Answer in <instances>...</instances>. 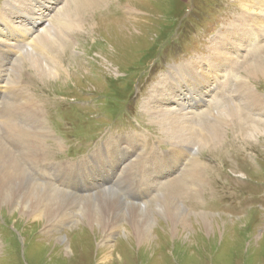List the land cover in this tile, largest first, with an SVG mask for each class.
<instances>
[{
    "label": "rangeland",
    "instance_id": "1",
    "mask_svg": "<svg viewBox=\"0 0 264 264\" xmlns=\"http://www.w3.org/2000/svg\"><path fill=\"white\" fill-rule=\"evenodd\" d=\"M91 1H96L94 7L85 10V6H80L84 10L76 12L72 9L79 0H58L54 4L51 0H27V8L20 7L32 17L51 13L48 17L59 25L52 32V40V35L46 38L45 34L31 30L32 39L43 38L44 48L33 42V46L28 45L30 50L21 45L26 53L20 52L11 40L10 49H15V53L8 52L10 57H3V62L10 58L7 70L19 91H24L25 98L20 101L19 97L18 103L27 105L31 98V106L37 105L42 111L44 122L39 125L46 127L49 134L43 140L41 162H33L32 154L18 153L14 137L9 141V152L16 161L19 158L30 178L41 186L51 184L79 198L82 209L80 218L70 228L54 223L55 229L48 232L44 224L2 208L0 264H264V112L250 107L245 96L250 89L264 101V77L249 72L256 65H264V27L260 34L253 32L260 41L251 48L248 42L232 38L237 32L241 37L243 31L253 28L238 22L232 37H226L227 51L232 57L223 58L225 72L213 68L219 52L215 50L216 36L225 35L236 19L246 18L249 13L262 19L263 14L259 10H243L244 2L240 0H89L83 4ZM10 2L13 0H0V11L13 13L15 18L20 12L14 13L15 6L9 9ZM48 2L51 11L39 7V3ZM24 20L22 25L15 23L21 32L22 28L29 30V20ZM65 22L68 26L63 25ZM261 23L264 20L252 25L258 27ZM2 24L6 25L0 23V32ZM2 41L0 38V44H4ZM37 61L45 64L53 76L47 71L37 72V66H33ZM188 63L197 64V73L209 77L205 86L196 83L197 75L182 71ZM3 65L0 63V68ZM147 71L151 75L143 77ZM158 83L176 89L167 101L161 100V106L173 111L178 107L177 93L191 105L186 106L188 112H197L213 95L218 102L220 99L219 106L213 105L207 113H201L202 119L195 118L202 140L194 145L185 166L174 167L175 157L182 153L174 151L187 144H175L180 141L167 133L163 121L144 109ZM125 85L132 93L123 97L120 90ZM17 94L10 92L8 100ZM35 94L38 99L33 98ZM218 95H223L222 99ZM203 97L205 102L200 104ZM81 114L91 116L92 120L82 118ZM17 125L29 134L33 130L31 134L38 132L39 125L35 126L31 117H22ZM209 129L217 137L207 141ZM110 144L119 151L118 155L115 151L116 166L122 157L128 156L125 172L119 175L115 173L118 168L94 171L110 158V148L105 149ZM189 153L181 159H187ZM72 163L77 166L75 171ZM191 163L199 171L201 181L184 190L189 185L184 184L183 176ZM60 164L65 169L56 175L53 166ZM168 166L173 171L169 172ZM118 182L120 188H106ZM97 189L99 193L93 195ZM109 191L124 207L148 211L158 219L165 200L172 198L188 211L192 235L184 233L183 239L174 240L168 233L167 219L150 225L153 238L144 243L123 237L125 220L120 230L107 233L105 239L100 232L85 231L81 220L84 204ZM142 194L146 198L140 196L138 201L137 196ZM201 217L220 223L219 227L212 225L207 231Z\"/></svg>",
    "mask_w": 264,
    "mask_h": 264
},
{
    "label": "bare ground",
    "instance_id": "2",
    "mask_svg": "<svg viewBox=\"0 0 264 264\" xmlns=\"http://www.w3.org/2000/svg\"><path fill=\"white\" fill-rule=\"evenodd\" d=\"M25 1H27V0H13V3L10 2L9 6L7 4L9 9L15 6L16 10L14 13H17V10H19L20 15H16L15 18H13V16H12L13 13L6 12V10L0 11V23L6 24V25L2 24L3 30H1V32H0V38L3 39L2 42L5 44V45L0 44V63L4 64L3 68H0V210L2 208H7V210L11 211V213H17L19 215V217L20 216L25 217V218L29 219L30 221H34V222H37L40 224H44L46 226V228L48 229V232H50L53 229H55V227H56V226L54 227V223L66 224L70 228V225L72 223H74L77 220V218H80L79 212L82 209L80 206L82 201H80L79 198H77L75 196H71V195L65 193L64 191L56 188L54 185L44 184L45 186H41L36 180H33L32 178H30L27 175L28 171L25 170V168L18 162L19 158L16 161L13 154H11L9 152V149L11 148V147L10 148L8 147V145L10 144L9 141H11L12 139L15 138V139H17V141L16 140L14 141L16 144L15 149H18V151H19L18 153H21L22 156H28L29 154H32L33 155V160H32L33 162H36V163L41 162L42 161V154L45 151L43 140L45 138L49 137V134L46 130V127L44 128L43 126L39 125L41 122H44L42 111L39 109V107L37 105L31 106L32 105L31 98H28V100L26 102L27 105H21L18 103V98L20 97V101H21L22 97H24V91L22 89H20V91H19L18 86L16 87V82H15L16 80L15 81L12 80V75L10 76V74H9L10 72H8V70H7L6 62L9 63L10 58H7L6 62H3V57L4 56L10 57L8 52H12L14 54L15 53L14 50L16 48L20 52L25 51V53H26V49L21 48L20 47L21 45H27L25 47L28 50H30V47H28V45L30 44V46H33V42H34V44H36V46H38L40 48L45 47L44 43H43V38H42V40H39V41L32 39L34 37L33 36L34 34L31 33V30L36 31L35 33H37L38 35L45 34V36L47 38L53 34L52 33L53 30H55V27L59 25V24H56V20H53V19L51 20L50 17H48V14H51V13L46 12V14H43V15L38 16V17L37 16L32 17L31 14L25 13L20 8V7H26L27 8V6H24ZM87 1H89V0H79L78 6L75 7L74 9H72V12H76V10L78 11V9L81 11L84 10V9H80V6H85V10H87V8L94 7L96 5V1H91V2L83 4L84 2H87ZM240 1L244 2V3H241L243 10H247V9L248 10H251V9L259 10L263 14V17H262V19H256L255 18V17H257L256 14L254 15L252 13H249L246 16V18L236 19L232 23L231 28H228L225 35H223L221 37L216 36L215 41H214L215 50L219 51V52L217 53V57H216V58H218V60L216 62H213V68H216L220 72L221 71L225 72V70H224L225 65L223 66V64H222L223 58H225L226 60H229L232 57L231 53H229L227 51L226 40L228 38H226V37H232V33H233L234 29L236 30V27L238 26L237 25L238 22L242 25L252 26L253 28L249 27V29L247 31H243V34L241 37H240L241 34L239 32H237L236 35H234L232 38H235V36H236L237 40H239V41L243 40L245 43L248 42V44H250L251 48H254L255 46L259 45L258 42L260 41V39L253 32L260 34V32H261L260 30H262V28L264 27V24L261 23L262 24L261 26L254 27L252 25V23L258 22L259 20H264V0H240ZM51 2H52V4H54V3L58 2V0H51ZM51 2H48V5L39 3V7H41V8L43 7L47 11H51V9H52V8L50 9ZM11 10L14 11L13 9H11ZM38 13H40V12H38ZM45 15L47 17H45ZM62 15H64V13H62ZM24 18L29 20V22L26 23V25H29V30H25L24 28H22L24 31L21 32V31L17 30L18 28H21V27L17 26L16 24L22 25L23 23H25ZM44 18H46V19H44ZM47 18H49V19H47ZM62 19H64V17H62ZM238 20H241V21H238ZM40 24H41V26H40ZM63 25L68 26V24L66 22L63 23ZM38 29H39V31L40 30H42V31L38 32L37 31ZM19 38H20V40H19ZM52 38H54L53 35L51 36V40H52ZM11 40L14 42V45H12V46H15L14 47L15 49L13 48L14 50L10 49L11 43H9V42H11ZM48 43H49V41H48ZM239 46L241 47L242 45L239 44ZM213 58H215V57H213ZM220 59H221V61H220ZM38 64L40 65V67H38ZM196 65L197 64L194 65V63H190V64L188 63L187 65L183 66L182 68L180 67V68L182 69L183 72H185V70H186L187 72H189L191 74L197 75L196 83L200 86H205L206 85L205 79H207L209 77H207V75H205V74L199 75V73H197L198 68ZM33 66H37V68H38L37 72H39V73L40 72L46 73V71H47L49 73L48 75L50 77L53 76V74H54L53 72H51L49 70V68H47V66L45 64L41 63L40 61L35 62ZM198 67H199V65H198ZM249 72L251 75H253V74L254 75H261L264 77V65L263 64L262 65H256L253 68H251ZM147 74H149V73H147ZM44 75H46V74H44ZM165 78L162 79V81L163 82L165 81L164 83L166 84L167 80H165ZM182 81H183V78L181 79V82ZM12 84H14V85H12ZM219 90H218V92H219ZM248 90L250 93H249V95H245V96L246 97L248 96L250 107H255L256 109L264 112V101L260 97H258L255 93H253L250 89H248ZM10 92H18V94L13 99H10V101H9L8 97L10 95ZM170 92H173V93L177 92L176 89L172 85L169 87H167V86L165 87L163 85V87H162V86H160V83H158L157 85L153 86L152 93H155V94H151L152 96L149 100L146 99L147 101L144 103V109H145V111L159 117L163 121V128L167 130V133L170 132V133L174 134L173 139L176 140V142L180 141V143H175V144H187V146L182 147L181 150H175L174 151V152H178V153H179V151H182V153L179 154L178 156L175 153V156H177V157H175L174 164L176 166H174V167H177L178 165L180 167V166L186 165V162L192 156L191 151L194 149L195 146H197V144H200L201 140H202V139H199V137H200V134L198 131L199 128H198V124H197V121L195 120V118L202 119V117H200L201 113L203 112L202 114H204V111H205V113H207L206 110L211 108L213 105H214V107L219 106L220 99L218 102V99L214 95L213 96L211 95L212 97L210 98L211 99V101L209 102L210 104L207 103V105H205V106L201 105L200 106L201 108L199 110H197V112H195V111L188 112L186 106H188V108H189L191 105L187 104L188 101L186 98H183V100H184V103H183V100H181L179 98V95L177 93L176 103H177L178 107H177V111H173L172 109L166 107L165 105L161 106V100L163 102L167 101L169 99ZM202 92L204 94H207L203 90H202ZM208 95H210V94H208ZM222 97H223V95L219 96L218 98L222 99ZM202 102H205L204 97H203V100L200 101V104ZM35 104H36V102H35ZM21 106H28V107L22 108ZM203 107H205V108H203ZM214 110H216V109H214ZM22 117H31L35 126L39 125V126H37L39 133L35 132V133L31 134L34 131L33 130L29 134V133L25 132L22 127H19L17 125V122ZM211 129H213V128H211ZM205 133L206 132H204V134ZM202 134H203V132H202ZM216 135H217L216 133H213L209 129L208 134L206 136V140L208 141L209 137L216 136ZM12 137H14V138H12ZM181 138L182 139L184 138V140L182 141ZM204 141H205V139H204ZM202 147H204V146H202ZM109 148H115V146L111 145V146L105 147V149H109ZM189 151H190V153L187 155V159L185 158L184 160H182L181 159L182 156L186 152H189ZM116 155H118V153H116ZM93 160L95 161V160H97V158H95ZM153 160H155V159L153 158L151 161H153ZM170 161H173V160H169V162ZM194 162L195 161H193L192 163H194ZM192 163L188 165V168H187V170L183 176L184 184L186 183V185H189V186H185V188H183L184 190L185 189L188 190L197 181H198V183H199V181H201V179L197 176L199 171L198 172L196 171V168H194L195 164L192 165ZM27 164H26V166H27ZM116 164H117V160H116V156L114 153L101 166L97 165V167H95L94 171L98 172V173H102V169L104 167H110L112 169L119 168V166H116ZM121 164H124V163H122V161H121ZM72 166H74L73 163H72ZM78 166H80V165L78 164ZM83 166H85V165H83ZM130 166H131V164L128 165V167H130ZM68 167H69V165L67 166V168ZM76 167L77 166L75 165L72 168V171L74 169H76ZM53 168H54L53 170L55 171V173L60 171L61 169H65L62 164L54 165ZM168 168H169L168 169L169 172L173 171V169H171L170 166H168ZM29 169H30V167H29ZM80 169H81V167H80ZM78 170H79V168H78ZM32 172H34V171H32ZM122 172H125L124 167L121 169L120 173H122ZM188 172H189V174L187 175ZM56 175H57V173H56ZM128 177H129V175H128ZM198 183H197V185H198ZM200 184H201V182H200ZM116 185L119 186V188H120L121 182L115 183L114 185H112L110 187L107 186L106 188H111V187L116 186ZM184 190H183V192H184ZM98 193L99 192L97 189V191L95 193H93V195L98 194ZM113 193L111 191L106 192V193H102L98 197H94V199H92L90 202H87L86 204H84L83 214L81 215L82 216L81 220H82L83 224L85 223V226H86V227L84 226L85 231L92 232L93 230H95V232L96 231L100 232L102 237H104L103 239H105L107 233H115L118 230H120V227H121L120 224H121V222H123L122 220H125L127 226L125 227L124 230H122L123 237H127L128 239L132 238V239H135L137 242L144 243L145 241H151L153 238L152 232H154V231H153V227L150 225H153L154 223H160V221L166 222L168 220V222H166L168 233L170 235H172L171 237L174 240H177L178 238L179 239L182 238V236H184V233H186L187 236L192 235L191 234L192 228L190 230V226L192 227V225L188 222V219H189L188 211L179 207L178 203L173 201L172 198L169 197L170 199L167 198L165 200L166 203L163 205V207L161 208V211L159 212L160 219H158L156 217L157 215L155 214L156 215L155 218L157 219V220H155L154 216L148 211H144L141 209H135V210L131 211V208L124 207L122 202ZM132 209H134V208H132ZM78 214H79V216H78ZM165 219H167V220H165ZM200 222L203 224L202 227H204V228L206 227L207 231H208V229H210V227L211 228L213 227L212 225H214L213 228H218L219 224H220V223L216 224V221L214 224V222L210 221V218H207V217H201ZM78 227H80V226H78ZM178 227H181V229H178ZM78 231H76V233ZM160 233H162V232H160ZM160 233H157V234H160ZM79 234H81V233H79ZM77 235H76V237H77ZM222 235H223V233H222ZM207 236L209 237V235H207ZM159 237H161V236H159ZM103 242H105V241H103Z\"/></svg>",
    "mask_w": 264,
    "mask_h": 264
}]
</instances>
